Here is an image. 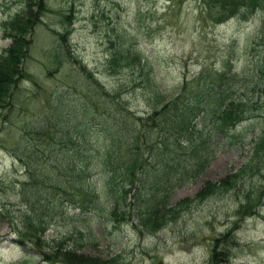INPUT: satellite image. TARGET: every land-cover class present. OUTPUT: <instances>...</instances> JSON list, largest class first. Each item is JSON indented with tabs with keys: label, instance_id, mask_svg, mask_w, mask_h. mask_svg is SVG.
<instances>
[{
	"label": "rangeland",
	"instance_id": "obj_1",
	"mask_svg": "<svg viewBox=\"0 0 264 264\" xmlns=\"http://www.w3.org/2000/svg\"><path fill=\"white\" fill-rule=\"evenodd\" d=\"M26 2L0 0V51L9 44L2 36V21L21 11ZM44 2L47 9L28 36L31 44L23 61L25 76L30 77L18 81L11 104L0 110V264H66L44 260L62 241L63 249H76L70 256L73 260L94 264L96 258L112 257H116L113 264L159 260L161 264H264V148L256 151V142L264 135V8L245 12L241 8L227 21L214 24L211 16L217 10L207 14L202 0ZM32 8L38 9L35 3ZM65 28L70 33L63 39ZM59 43L68 53L54 65L52 52ZM138 57L150 65L164 102L184 79L200 87L196 79L202 74L262 76L256 86L245 78L240 83L239 92L243 95L247 90L244 97L253 106L252 117L232 130L233 144L217 138L216 153L206 170L172 192L168 206L173 210L159 228L145 227L134 218L113 223L106 216L103 176L95 172L88 185L94 192L79 190L88 203L80 218L70 219L78 210L69 205V218L56 217L41 248L18 243L16 230H23L19 187L25 174L10 145L22 129L42 128L53 123L56 114L98 128L104 114L94 112V106L98 111L128 106L138 115L150 112L162 99H150L137 80ZM110 59L115 60L112 65ZM86 70L105 85V98L100 96L101 87L86 77ZM236 173L227 189L208 193V186ZM83 224L93 231L81 239L75 228ZM76 242L84 244L76 246ZM38 250L44 258L24 262Z\"/></svg>",
	"mask_w": 264,
	"mask_h": 264
},
{
	"label": "trees",
	"instance_id": "obj_2",
	"mask_svg": "<svg viewBox=\"0 0 264 264\" xmlns=\"http://www.w3.org/2000/svg\"><path fill=\"white\" fill-rule=\"evenodd\" d=\"M206 1L213 6L221 7L223 12L228 11L229 13L237 11L240 3L244 4L243 0ZM25 15L24 18L17 17L10 20L5 28V32H8L12 38V43L0 56V105L8 98L15 76L20 74L18 67L21 63L20 59L25 43L23 33L32 26L36 15L31 5L27 7ZM232 79L235 78L229 76L224 79L227 81V85L223 89L225 95L219 96L218 106L214 104L217 101V93L213 86L209 88L210 91H201L192 99L195 100L197 106L200 103L202 106L211 103L206 112L213 116L210 132H220L225 135L232 126L247 116L244 106L248 101L242 100L239 96L233 97L236 92L232 90L235 81ZM222 96L226 101H221ZM179 100L180 98L176 97L162 110H155L148 117L140 118L135 122L136 127L140 126L141 129L145 130L141 133L146 147L145 151L137 142L138 139H135L136 142L130 143L129 145L132 144V146L125 151L127 158L123 159L119 165L112 159L120 153L118 143L115 141H111L106 148L97 150L94 154L100 159V169L106 175L113 177V184L108 193L114 197L116 204H127L128 194L132 190L136 192L135 197L139 200L136 208L137 215L146 227L160 225L164 219L158 210L165 207L168 192L174 187L184 185L188 180L194 179L202 173L209 161L211 135L205 136L207 128L202 121L203 119L201 122L199 121V126H197L198 122L192 121L191 116L194 115V111L189 101ZM206 115L203 114L202 117ZM175 123L178 124L174 125ZM57 127L51 138L52 141L56 142L55 145L46 142L45 147L33 152L28 151V157L16 154L26 169L30 182L28 185L36 187L35 191L24 192L23 197L27 199L35 195L43 196L46 192L44 188H51L53 197L49 195L46 197L50 200L47 207L56 205L55 195L58 189L68 191L67 187L62 184V177L71 176L67 179V184L74 183V186L85 183L88 175L86 161L92 158L90 151L78 141L77 134L72 133L71 135L65 126ZM72 130H75V125L72 126ZM153 136L157 141H152ZM36 152H43V156L37 155ZM58 152L61 155L59 154L56 159L57 169H53L58 175H52L46 169V164L52 163V155ZM117 187L123 193L120 196L121 203H119L118 197L116 198ZM37 202L39 204L44 203L40 199ZM42 209L40 207L33 209L32 214L42 212ZM24 218L29 223V231H33L34 234L37 230L48 226L44 217L27 213L24 214ZM72 254L74 253H67L69 257ZM70 260L71 263L94 264L86 259L79 262L70 257Z\"/></svg>",
	"mask_w": 264,
	"mask_h": 264
}]
</instances>
